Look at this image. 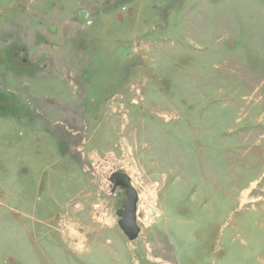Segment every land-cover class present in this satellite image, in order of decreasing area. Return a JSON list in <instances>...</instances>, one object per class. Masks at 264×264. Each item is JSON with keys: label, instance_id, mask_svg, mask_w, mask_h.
Listing matches in <instances>:
<instances>
[{"label": "rangeland", "instance_id": "374dc122", "mask_svg": "<svg viewBox=\"0 0 264 264\" xmlns=\"http://www.w3.org/2000/svg\"><path fill=\"white\" fill-rule=\"evenodd\" d=\"M0 264H264V0H0Z\"/></svg>", "mask_w": 264, "mask_h": 264}, {"label": "water", "instance_id": "95a60500", "mask_svg": "<svg viewBox=\"0 0 264 264\" xmlns=\"http://www.w3.org/2000/svg\"><path fill=\"white\" fill-rule=\"evenodd\" d=\"M88 16L87 12H79L73 22L79 24L86 23ZM50 32L55 33L54 28H51ZM109 181L114 187H120L125 191L126 198L123 202V207L116 212V216L118 217L117 224L126 239L129 242H133L137 239L140 230L137 223V192L132 187L129 176L123 172L111 173ZM153 214L154 211H151L150 217L154 216Z\"/></svg>", "mask_w": 264, "mask_h": 264}, {"label": "bare ground", "instance_id": "6f19581e", "mask_svg": "<svg viewBox=\"0 0 264 264\" xmlns=\"http://www.w3.org/2000/svg\"><path fill=\"white\" fill-rule=\"evenodd\" d=\"M130 182H131V180H130ZM110 184H111V183H110ZM111 185H112V184H111ZM131 185H132V184H131ZM132 187H133V186H132ZM136 192H137V191H136ZM137 198H138V194H137ZM244 199H245V196L243 197V200H244ZM137 202H138V201H137ZM77 249L80 250V249H82V248H81V246L78 245V246H77Z\"/></svg>", "mask_w": 264, "mask_h": 264}, {"label": "flooded vegetation", "instance_id": "af4514ba", "mask_svg": "<svg viewBox=\"0 0 264 264\" xmlns=\"http://www.w3.org/2000/svg\"><path fill=\"white\" fill-rule=\"evenodd\" d=\"M56 31H57V29H56ZM23 62H25V59H23Z\"/></svg>", "mask_w": 264, "mask_h": 264}]
</instances>
